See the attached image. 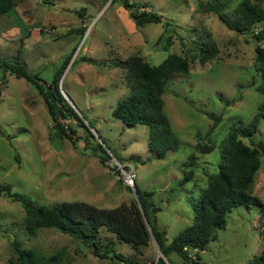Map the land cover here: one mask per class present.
I'll return each instance as SVG.
<instances>
[{
    "label": "rangeland",
    "instance_id": "374dc122",
    "mask_svg": "<svg viewBox=\"0 0 264 264\" xmlns=\"http://www.w3.org/2000/svg\"><path fill=\"white\" fill-rule=\"evenodd\" d=\"M16 1L13 11L0 16V60L23 63L51 83L65 58L71 56L59 87L94 135L72 117L62 123L74 124L73 140L60 137L36 85L13 73L4 79L0 76V183L40 204L85 201L99 208L130 204L136 198L134 190L118 177L113 159L102 161L99 142L119 161L136 167L137 187L153 192L156 225L171 241L191 224L190 200L201 196L218 172L222 150L236 122L249 124L264 101L255 88L257 41L253 34L264 22L242 34L200 6L211 0H132L147 3L148 10L171 22L168 34L173 39L166 49L164 23L137 26L121 0ZM239 2L232 0L226 8L229 17ZM208 33L219 53L201 65L194 47ZM135 52L155 65L170 53L195 55L189 72L172 75L163 96L165 113L180 142L179 149L169 150L164 159L149 149L148 126L130 127L112 115L117 103L131 94L127 70L114 66L113 61ZM211 114L222 117L215 124ZM239 137L253 146L251 139ZM253 140L264 143V118ZM204 148L210 151L203 153ZM194 156L196 165L185 167ZM261 159L253 194L264 202V152ZM189 170H193L191 179L182 182ZM25 215L20 202L0 195V264L17 259L14 241L39 254L61 252L58 264H110V258L93 252L92 243L58 229L30 233L23 223ZM98 242L101 249L113 242L123 258L142 262L151 263L161 255L154 238L141 254L129 243L118 242L105 227ZM263 249L264 211L255 205L239 206L217 240L200 251L201 258L192 252L198 263L185 261L175 252L169 258L175 264H247Z\"/></svg>",
    "mask_w": 264,
    "mask_h": 264
},
{
    "label": "trees",
    "instance_id": "16d2710c",
    "mask_svg": "<svg viewBox=\"0 0 264 264\" xmlns=\"http://www.w3.org/2000/svg\"><path fill=\"white\" fill-rule=\"evenodd\" d=\"M121 1L137 26L143 27L148 23H164L167 28L162 35L168 34V26L171 22L165 20L161 14L148 10L147 3H137L132 0ZM231 2L232 0H211L206 4L201 2L200 6L205 11L215 12L220 21L228 28L242 34L251 32L254 26L264 22L262 6L264 0H240L232 18L229 17L226 9ZM16 5V0H0V16L13 11ZM253 34L257 41L255 70L258 83L255 88L264 95V46L261 44L264 40V26ZM209 35L208 33L204 39L198 42V46L194 47V49H198L196 56L201 65L213 60L219 53L217 42ZM172 39L173 35L168 34L166 49ZM70 61L71 56L65 58L51 83L42 80L38 73L30 72L23 63L8 59L0 60V76L1 79H4L7 73H13L33 82L46 101L54 122V129L61 134L60 137L73 140V134L76 131L74 124L72 122L63 124L62 120L64 119L70 120L74 117L81 126L87 128L90 135L94 134L82 116L65 99L59 87L61 76ZM191 61H195V55L189 58L187 55L170 53L162 63L155 65L146 60L140 52H135L124 60L118 58L113 61L114 66L127 70L131 94L117 103L112 115L130 127L148 126L150 129L148 146L158 159L166 158L169 150L179 149V139L165 113L163 96L172 75L189 72ZM210 116L215 119V124L222 117L216 114ZM262 118H264V101L259 105L258 112L249 124L245 125L242 120L236 122V126L229 134L227 146L222 150L218 172L210 178L202 195L198 198L193 196L190 200L194 211L191 224L171 241L167 238L166 232L160 230L156 225L154 213L157 208L152 201L153 192L141 191L137 187V180L136 192L140 203L137 198H133L130 204L122 203L114 208H99L85 201H64L54 205L40 204L28 194L13 191L10 185L2 183H0V195L3 194L13 201L21 203L26 212L23 223L30 233L35 234L40 228H55L79 239L92 237L93 252L100 257L110 258V264H175L169 258V254L173 252L178 253L185 261L198 263L192 258V252H195L197 258H201L200 251H205L212 241L217 240L219 231L226 227L228 217L235 208L255 205L264 211V202L253 194L256 175L262 165L261 152H264V143L254 142L253 136L258 131ZM239 136L251 139L253 146L245 143ZM98 149L102 153V161L105 162L112 158L110 154L112 151L109 152L99 142ZM113 155L115 156L114 153ZM195 157L191 158L184 166L196 165ZM115 167L114 165V169ZM192 175L193 170L187 171L182 182L191 179ZM129 189L132 192V188L129 187ZM141 207L147 215L150 227L144 218ZM102 227L114 234L118 242L129 243L135 251L141 254L154 238L160 251L169 262L161 256L151 263L142 262L130 256L123 258V254L116 250L113 242L101 249L98 240ZM14 249L17 259H11L8 264H58L62 258L61 252L54 255L39 254L34 249L22 247L18 241H14ZM247 264H264V249L260 255Z\"/></svg>",
    "mask_w": 264,
    "mask_h": 264
},
{
    "label": "built area",
    "instance_id": "2783aa9c",
    "mask_svg": "<svg viewBox=\"0 0 264 264\" xmlns=\"http://www.w3.org/2000/svg\"><path fill=\"white\" fill-rule=\"evenodd\" d=\"M110 152V151H109ZM115 167V172L118 174V177L121 178L125 186L136 190V180H137V171L136 167L132 163H122L119 161L111 152H110Z\"/></svg>",
    "mask_w": 264,
    "mask_h": 264
},
{
    "label": "water",
    "instance_id": "95a60500",
    "mask_svg": "<svg viewBox=\"0 0 264 264\" xmlns=\"http://www.w3.org/2000/svg\"><path fill=\"white\" fill-rule=\"evenodd\" d=\"M210 151V148H204V149H202V152L203 153H205V152H209ZM134 193H135V196H136V198H137V201L140 203V199H139V196H138V193L136 192V190L134 191ZM141 209H142V212H143V215H144V218H145V220H146V222H147V224L149 225V227H150V224H149V220H148V218H147V215H146V213H145V211H144V209L141 207ZM83 240L85 241V242H87V243H91L92 241H93V238L92 237H89V238H87V237H85V238H83ZM160 250V249H159ZM161 252V257L162 258H164L167 262H169L168 261V259L166 258V256L162 253V251H160Z\"/></svg>",
    "mask_w": 264,
    "mask_h": 264
},
{
    "label": "crops",
    "instance_id": "0c3cea01",
    "mask_svg": "<svg viewBox=\"0 0 264 264\" xmlns=\"http://www.w3.org/2000/svg\"><path fill=\"white\" fill-rule=\"evenodd\" d=\"M126 12V11H125Z\"/></svg>",
    "mask_w": 264,
    "mask_h": 264
}]
</instances>
